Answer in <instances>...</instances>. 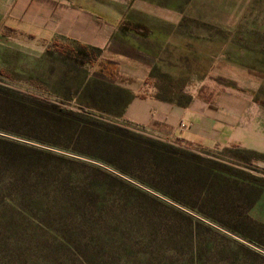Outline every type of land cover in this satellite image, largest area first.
<instances>
[{
	"label": "rangeland",
	"instance_id": "1",
	"mask_svg": "<svg viewBox=\"0 0 264 264\" xmlns=\"http://www.w3.org/2000/svg\"><path fill=\"white\" fill-rule=\"evenodd\" d=\"M160 3L177 14L126 17L147 27L134 35L155 97L186 105L221 74L264 103V0ZM90 52L0 45V264H264V154L127 122L134 94L98 78Z\"/></svg>",
	"mask_w": 264,
	"mask_h": 264
},
{
	"label": "crops",
	"instance_id": "2",
	"mask_svg": "<svg viewBox=\"0 0 264 264\" xmlns=\"http://www.w3.org/2000/svg\"><path fill=\"white\" fill-rule=\"evenodd\" d=\"M131 10L159 18L162 11L177 14L160 0H0V45L20 36L32 45L100 48L102 58L119 64L118 84L134 94L124 108L127 122L160 139L204 149L235 145L264 154V108L252 99V86L210 74L186 105L154 96L150 63L140 57L142 37L118 28Z\"/></svg>",
	"mask_w": 264,
	"mask_h": 264
},
{
	"label": "trees",
	"instance_id": "3",
	"mask_svg": "<svg viewBox=\"0 0 264 264\" xmlns=\"http://www.w3.org/2000/svg\"><path fill=\"white\" fill-rule=\"evenodd\" d=\"M119 31H127L133 34H137V35H144V30H146V26H143L142 24L133 22L127 18H124L118 25ZM78 45H80L82 48H90L92 52L90 53H81V54H85L87 55L88 58V62L92 64V66L96 67V75L98 76V78L101 79H105L108 81H119L120 79V66L119 64L114 61V60H110V59H104L101 57L102 55V50L100 48L97 47H92V46H86V45H82L79 43H76ZM96 53V54H95ZM259 104L264 106V103L260 102ZM117 128V127H115ZM118 131H124L121 128H117ZM136 139H138L139 141H146L147 144H151L154 147V150L157 152L160 151H171V150H180L172 145H169L165 142L159 141V140H151L148 138H143L140 135L134 136ZM3 140L0 139V143H2ZM1 149V146H0ZM2 150V149H1ZM0 150V151H1ZM192 155H194V153H191ZM222 168L226 169V171H230L233 172L234 174H239V173H244L243 170L235 168L233 166L224 164V163H218Z\"/></svg>",
	"mask_w": 264,
	"mask_h": 264
}]
</instances>
